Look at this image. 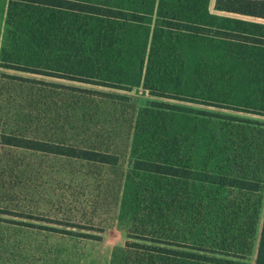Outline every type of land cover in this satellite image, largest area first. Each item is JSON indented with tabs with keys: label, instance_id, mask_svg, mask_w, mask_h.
I'll return each instance as SVG.
<instances>
[{
	"label": "trees",
	"instance_id": "trees-1",
	"mask_svg": "<svg viewBox=\"0 0 264 264\" xmlns=\"http://www.w3.org/2000/svg\"><path fill=\"white\" fill-rule=\"evenodd\" d=\"M209 3L8 0L0 190L31 186L27 153L118 168L110 264H264V0Z\"/></svg>",
	"mask_w": 264,
	"mask_h": 264
},
{
	"label": "rangeland",
	"instance_id": "rangeland-1",
	"mask_svg": "<svg viewBox=\"0 0 264 264\" xmlns=\"http://www.w3.org/2000/svg\"><path fill=\"white\" fill-rule=\"evenodd\" d=\"M213 6L210 0V11ZM123 93L140 104L150 99L141 85ZM251 117L264 122V117ZM25 158L38 169L31 186L13 198L0 190L1 208L12 199L11 210L0 213V264H110L113 255H120L127 234L117 188L107 190L105 184L120 174L119 169L29 153ZM259 220L258 226L262 215ZM253 260L254 253L250 264Z\"/></svg>",
	"mask_w": 264,
	"mask_h": 264
},
{
	"label": "crops",
	"instance_id": "crops-1",
	"mask_svg": "<svg viewBox=\"0 0 264 264\" xmlns=\"http://www.w3.org/2000/svg\"><path fill=\"white\" fill-rule=\"evenodd\" d=\"M7 6L8 0H0V42L4 31V21L6 17Z\"/></svg>",
	"mask_w": 264,
	"mask_h": 264
}]
</instances>
